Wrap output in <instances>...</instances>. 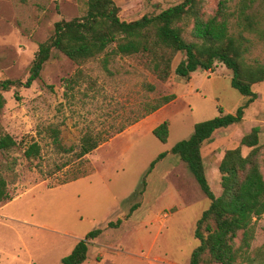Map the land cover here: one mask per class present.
Here are the masks:
<instances>
[{
  "label": "rangeland",
  "instance_id": "rangeland-1",
  "mask_svg": "<svg viewBox=\"0 0 264 264\" xmlns=\"http://www.w3.org/2000/svg\"><path fill=\"white\" fill-rule=\"evenodd\" d=\"M114 1L122 18L130 20L183 0ZM217 2L204 1L209 14ZM85 8V0H0V80L26 79L55 23L80 16ZM260 27L264 30V22ZM249 36L254 40L250 58L264 63V32ZM182 58L179 53L173 67ZM70 77L78 79L73 87L67 85ZM231 77L232 71L217 63L212 71L198 70L190 78L173 74L161 81L138 56H112L106 65L98 58L79 66L55 50L41 78L30 88H19L20 99L14 89L4 92L0 134L11 135L17 144L0 151V173L12 195L0 203V264H62L78 241L98 228L102 233L91 242L83 264H148L138 255L155 258V264H189L199 245L196 222L210 200L187 163L170 150L191 136L196 123L220 115V109L236 114L247 97L232 86ZM253 90L260 97L246 108L242 122L217 130L202 146L216 195L222 193L219 165L225 151L237 147L254 126L261 127L264 172V81ZM171 94L172 101L82 160L76 158L86 131L134 121L146 104ZM164 121L170 123L167 142L153 134ZM51 128L61 130L64 148L53 143ZM33 142L41 145V154L28 158L25 149ZM249 151L243 148L244 154ZM77 171L91 173L62 184ZM118 219V226H109ZM262 243L264 216L254 246Z\"/></svg>",
  "mask_w": 264,
  "mask_h": 264
},
{
  "label": "trees",
  "instance_id": "trees-1",
  "mask_svg": "<svg viewBox=\"0 0 264 264\" xmlns=\"http://www.w3.org/2000/svg\"><path fill=\"white\" fill-rule=\"evenodd\" d=\"M204 1L183 0L158 14L129 20L122 18L121 8L114 0H85L86 8L82 15L57 21L53 34L40 43L26 79L0 80V116L7 102L4 92L14 89L16 98L20 99L19 88H30L41 78L44 66L55 50L79 66L98 58L106 65L112 56H138L161 81H167L173 74L190 78L198 70L212 71L217 63L224 64L232 71V86L247 100L236 114H223V109H220V115L196 123L191 136L179 141L170 150L187 163L210 200L209 207L196 222L194 236L199 240V245L193 250L189 264H264V243L254 246L258 225L264 216L261 128L252 127L243 135L237 147L225 151L219 165L220 195H216L210 186L201 151L203 144L211 140L217 130L242 122L246 108L258 98L253 85L264 81V63L250 58L254 40L249 35L264 32L260 27L264 22V0H218L210 14ZM179 53L184 58L173 67ZM66 80L70 87L78 82L76 77ZM174 97L173 94L165 95L152 105L146 104L145 111L134 121L106 131H86L80 139L76 158L82 160ZM169 127V121H164L153 129V134L160 141L167 142ZM60 134V129L51 128L53 143L62 149ZM16 144L11 135L0 134V151H8ZM244 147L250 149L247 154L243 153ZM40 154L41 145L38 142L31 143L25 149L28 158H37ZM166 155L167 152L161 153L152 161L148 174ZM90 173L77 171L62 184ZM11 199L8 181L0 173V203ZM134 210L135 207L127 216L130 217ZM121 221H111L109 226H118ZM101 233V228L87 233L62 258L61 263L83 264L88 258L91 242Z\"/></svg>",
  "mask_w": 264,
  "mask_h": 264
},
{
  "label": "crops",
  "instance_id": "crops-1",
  "mask_svg": "<svg viewBox=\"0 0 264 264\" xmlns=\"http://www.w3.org/2000/svg\"><path fill=\"white\" fill-rule=\"evenodd\" d=\"M205 71H211V70H205ZM259 95H260V94H258V98L260 97ZM258 98H257V99H258ZM259 127H260V126H259ZM260 128H261V127H260ZM156 219L158 220V217H156L155 220H156ZM72 250H73V249H72ZM138 256H139V258H140L141 260H146V261L148 262V264H155V262H154V260H156L155 258H154V259H151L150 256H147V255H146V256L138 255Z\"/></svg>",
  "mask_w": 264,
  "mask_h": 264
}]
</instances>
